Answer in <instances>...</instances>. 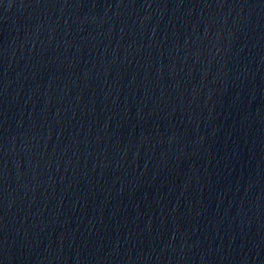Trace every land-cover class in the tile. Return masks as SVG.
<instances>
[{
	"label": "water",
	"instance_id": "water-1",
	"mask_svg": "<svg viewBox=\"0 0 264 264\" xmlns=\"http://www.w3.org/2000/svg\"><path fill=\"white\" fill-rule=\"evenodd\" d=\"M0 264H264V0H0Z\"/></svg>",
	"mask_w": 264,
	"mask_h": 264
}]
</instances>
